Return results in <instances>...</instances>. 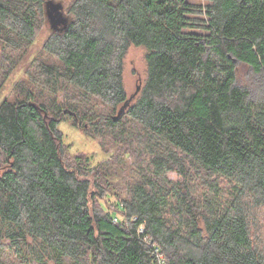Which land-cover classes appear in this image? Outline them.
I'll return each instance as SVG.
<instances>
[{
    "label": "trees",
    "instance_id": "trees-1",
    "mask_svg": "<svg viewBox=\"0 0 264 264\" xmlns=\"http://www.w3.org/2000/svg\"><path fill=\"white\" fill-rule=\"evenodd\" d=\"M48 24L0 104V264H264V101L236 81L237 62L264 75V0H0V89ZM131 46L145 79L115 118ZM124 118L139 142L115 154L150 173L106 211L60 124L124 138Z\"/></svg>",
    "mask_w": 264,
    "mask_h": 264
},
{
    "label": "rangeland",
    "instance_id": "rangeland-1",
    "mask_svg": "<svg viewBox=\"0 0 264 264\" xmlns=\"http://www.w3.org/2000/svg\"><path fill=\"white\" fill-rule=\"evenodd\" d=\"M69 1L70 0H60L64 6H66ZM51 31L49 24L44 25L40 29L33 43L23 54L19 64L15 67L0 89V104L6 99L10 101L13 100V86L25 76V70L31 61L41 54V47L45 39L51 34ZM236 68L237 84L241 88L247 90L252 98L263 102L264 75L255 73L251 68L239 62L236 63ZM145 74L146 65L144 61V50L131 46L124 59L123 69V80L127 96L130 97L132 94H137L135 93L136 88L143 85ZM92 107L96 109L97 113L109 116L116 115V111H109L107 107L101 105L99 102ZM122 121L126 124L124 138L123 136H113V132L110 130H107L108 132H106L105 137L89 136L84 133L83 126L73 125L72 119L64 120L60 124V129L63 133V146L61 150L64 162L67 165L69 164L68 166L75 167L76 160L74 159H76V156L89 159L90 169L87 168L86 170L92 171L91 169H93V173H91L88 178L91 179L92 182H99L100 186L107 189L111 194L108 203L106 197L98 201V205L106 211L111 210L108 209L109 203L117 198L113 194H120V196H123V188L128 182L136 181L139 176L150 173L146 168L143 170L139 169L140 167H145V164H143V162L133 161V156H129L126 153L124 156H116V151L122 152L130 143L137 145L139 142L136 140H124L130 136H137L139 131L137 127L126 118L122 119ZM122 138L123 140H121ZM80 165L83 166L81 163ZM93 175L96 177H92ZM98 175L105 176L107 183L97 180L96 178H98ZM169 179L177 180L178 177L175 173H169Z\"/></svg>",
    "mask_w": 264,
    "mask_h": 264
},
{
    "label": "water",
    "instance_id": "water-1",
    "mask_svg": "<svg viewBox=\"0 0 264 264\" xmlns=\"http://www.w3.org/2000/svg\"><path fill=\"white\" fill-rule=\"evenodd\" d=\"M61 16H62L61 13H59L58 18L60 19V21H63V19L61 18ZM47 17L52 20L51 15L49 13L47 14ZM50 24L52 25V28L54 29L55 28L54 27V22L53 21H50ZM139 90H140V87H137L135 93H138ZM135 95L136 94H132L128 98V100L125 102V104L119 109V111H118L117 115L115 116V118H118L125 111L126 107L131 103V101H132V99L134 98Z\"/></svg>",
    "mask_w": 264,
    "mask_h": 264
},
{
    "label": "built area",
    "instance_id": "built-area-1",
    "mask_svg": "<svg viewBox=\"0 0 264 264\" xmlns=\"http://www.w3.org/2000/svg\"><path fill=\"white\" fill-rule=\"evenodd\" d=\"M116 220H114L115 222ZM140 229H142V226H140ZM158 264H164V261L162 260L161 256H158Z\"/></svg>",
    "mask_w": 264,
    "mask_h": 264
}]
</instances>
